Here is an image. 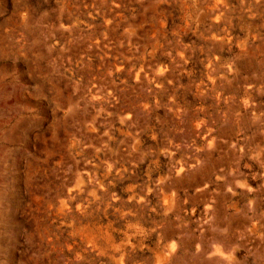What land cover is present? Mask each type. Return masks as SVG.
Listing matches in <instances>:
<instances>
[{"label":"rangeland","instance_id":"obj_1","mask_svg":"<svg viewBox=\"0 0 264 264\" xmlns=\"http://www.w3.org/2000/svg\"><path fill=\"white\" fill-rule=\"evenodd\" d=\"M0 264H264V0H0Z\"/></svg>","mask_w":264,"mask_h":264}]
</instances>
